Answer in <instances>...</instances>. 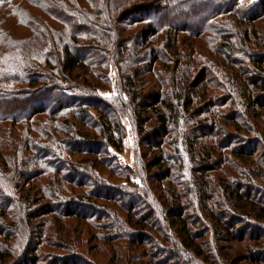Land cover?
<instances>
[{"label":"trees","instance_id":"1","mask_svg":"<svg viewBox=\"0 0 264 264\" xmlns=\"http://www.w3.org/2000/svg\"><path fill=\"white\" fill-rule=\"evenodd\" d=\"M85 1L86 5L80 0L0 2V10L2 7H13L21 13L20 24H0V158L7 159L1 162L2 166L7 164L8 158L9 162L14 160L10 158L13 154L9 155L11 143L15 151H31L32 156L25 160L36 164L40 163V160L45 165L57 164L55 175L58 177L55 178L61 176L63 180L75 184L77 173L81 168L87 169L83 165L90 163L91 157L105 154L102 151H108L110 148L124 153L127 134L119 113L125 103L117 101L114 104L100 96V84H91L88 81L96 76L102 81L100 75L90 71L91 67L108 71L110 66L114 65L123 85L131 94V103L137 104L133 110L140 123L144 119L143 112L146 113L145 118L146 115H149L147 117L150 119L156 117L157 126L146 136V139L153 140L151 144H146V147L153 153L147 167L150 170H158L155 173L158 181L167 180L173 166L166 156V138L178 128L183 113H189L193 109L195 89L205 84L207 77L212 82L221 79L220 83L225 85L223 89L230 90L236 99L242 98L241 103L247 108L244 114L250 112L252 121L261 124V119L264 118V37L259 36V27L255 21L264 17V0H158L159 3L151 4L156 6H150L152 11L142 14L146 17L138 21L141 28L125 38H121L118 26L120 20L115 17L127 15L129 12H125L135 7L128 6L133 0ZM157 13L160 14L153 18ZM94 16H98L102 21L98 20L96 24ZM162 29H167L166 47H171V55L172 51L176 53L175 45L171 46V43L182 33L205 42L215 36L223 39V42L214 40L219 46L217 51L209 53L207 60L203 62L199 69V78L189 81L192 74L188 73L184 75V80L179 81V76L175 74L180 86L175 95L171 90L165 91L162 82L141 97L140 89L143 91L151 84L147 75L152 74L157 62H162L161 54H158L154 43V38ZM23 30L28 31L27 35L17 36L16 33L24 32ZM172 34L174 38H171ZM210 55L220 56L219 62H215ZM53 58L61 63V70H55ZM171 58L168 67L171 66ZM219 65L227 70H220ZM192 66V69L197 67L196 64ZM78 70L84 71L82 76L80 73L74 76ZM177 71L179 68H175L176 73ZM167 80L164 79V82ZM15 85L19 87H14ZM208 101L204 99L205 107H201L210 110L214 99L211 97ZM237 103L239 105L238 101ZM151 111V114H147ZM41 115H47L51 122L41 120L40 124H36L34 121ZM220 115L222 114L213 109L208 112L205 117L208 120L205 121L207 123L211 119L215 121L219 118L227 127H235L238 131L243 129L239 122L229 120L228 115L218 117ZM69 116L79 119L84 125L88 124L86 121L90 119L89 123L99 125V134L86 132L82 127L76 128V124L68 119ZM59 118L65 119L63 125L66 127L64 131L67 132L62 138L55 132L60 130L57 124ZM44 122L49 123V127H44ZM7 123L8 129L3 127ZM142 125L139 126L140 132L145 134L147 130ZM206 127L205 124L204 128ZM244 129L248 132L247 135H259L253 125L251 130ZM230 151L240 163L249 166L247 171H251L237 172V176L245 179L249 175L261 176L264 173V167L250 161L254 154L249 150L231 148ZM81 153H86L87 158L79 160L77 164L72 157ZM208 157H211V154ZM66 158L70 159L68 164ZM80 161L86 163H79ZM92 164L93 168H97V161L93 160ZM65 166L67 173L63 175ZM97 183L96 189L88 194H79V200H74L73 203L94 211L92 207L86 206L95 204L91 202L94 199L112 200L111 196L103 192L104 189L108 190L109 186L104 187ZM221 187L225 191L226 201L228 200L227 207L235 215L228 213L225 207L221 212L223 215L209 216L216 217V222L222 231L226 232L224 239L235 242H260L263 236H259L254 230L245 229V225L250 228L252 224L244 216L254 217L258 222L264 221V201L253 199L241 192L239 184L233 185L230 180H223ZM141 191L146 192L145 189ZM226 201L219 202V205L225 204ZM57 212L49 200L29 215L33 223L39 217ZM35 213V218H31ZM98 213L102 211L98 210ZM67 215L80 216L73 210H67ZM167 217L169 222L165 230H160L163 235L161 237L173 248L171 254L167 255L176 253V256H158L156 259L160 261L159 264H180L184 259L181 253L187 255L189 264H219L204 248V243L200 242L204 238V234H201L203 224L199 222L202 220H195L192 215L187 214V208L180 196L174 198L172 204L167 207ZM129 218L132 219L131 215ZM145 220L146 216H143L138 222L143 224ZM238 227L240 228L237 229ZM170 229H175L180 241L166 240ZM220 250L221 254L225 253ZM11 256L9 248H0L1 263L6 264ZM38 257L40 258L37 246L29 247L20 259L11 264H39ZM248 257L251 258L247 259ZM243 259L251 263L264 262V246L260 247L257 254L252 252ZM241 261H235V264Z\"/></svg>","mask_w":264,"mask_h":264},{"label":"rangeland","instance_id":"2","mask_svg":"<svg viewBox=\"0 0 264 264\" xmlns=\"http://www.w3.org/2000/svg\"><path fill=\"white\" fill-rule=\"evenodd\" d=\"M80 1L87 4L85 0ZM156 3H159L158 0H133L128 6L135 7L126 11L125 14L129 12L127 15L116 16L115 18L120 20L118 26L122 34L121 38L135 34L141 28L138 21L146 17L142 14L152 11V7L156 6L151 4ZM122 12H124L123 8ZM159 14L157 13L153 18ZM190 16L194 15L190 14ZM93 18L96 24L98 20L102 21L98 19V16ZM4 22L20 24L21 13L13 7L10 9L2 7L0 24ZM255 24L259 27V36L263 38L264 17L255 21ZM27 32L16 34L22 37L27 35ZM167 35V29H162L154 38L162 62H157L152 74L147 75L151 84L143 91L140 89L141 97L149 93L153 86L162 82L164 90H171L175 95L180 88L177 76H179V81L184 80V75L188 73L192 74L189 81L199 78V69L203 62L207 60L209 53L217 51L219 46L214 40L223 42V39L215 36H211L205 42L200 38L182 33L175 42L171 43V46L175 45L176 52L172 51L171 55V47H166ZM171 38H174V34ZM210 57L215 62L220 60V56L210 55ZM169 58H171L170 67L167 66L170 63ZM53 60L55 70H61V63L57 62L56 58ZM193 64L197 65L196 69H192ZM175 68H179L177 73ZM219 69L227 70L221 65ZM90 71L101 76L102 81L97 76L88 80L91 84H100L98 93L101 97L114 104L117 101L125 103L119 113L127 134L125 151L118 153L116 149L110 148L108 151H102L105 154L91 157V162L83 165L89 170L81 168L76 175L77 181L71 184L63 180L61 176L55 178L57 164L45 165L42 160L36 164L25 160L32 156L31 151L26 150L23 153L19 150L15 151L10 143L9 155L13 154L10 158L14 160L9 162L8 158L7 164L2 166L1 162L7 159L6 157L0 158V248H9L12 253L6 264L16 262L29 247L36 246L40 256L38 257L39 264H159L160 261L156 259L159 258L158 256H176V253L172 256L167 255L171 254L173 248L171 244L163 240L160 230H165L169 222L167 207L172 204L174 198L177 199L179 196L187 208V214L192 215L195 220L198 218L202 220H198L203 224L201 234H204L200 242L204 243V248L211 254V257L218 260L217 263L235 264V261L242 260L238 264H264L263 261L262 263L247 261L251 257L243 259L252 252L257 254L260 247L264 246V221L258 222L254 217L244 216L252 224L250 228L245 225V229L256 231L260 234L259 236H263V239L258 243L257 241L235 242L224 239L226 232L222 231L216 222V217L209 216L211 214L223 215L221 212L225 210V207L228 213L235 215L227 207L228 200L226 201L225 191L221 187L223 180H230L233 185L239 184L238 188L241 192L253 199L264 201V173L261 172V176L249 175L245 179L237 176V172L247 171L249 166L240 163L230 151L231 148L249 150L254 154L250 161L264 167V118L261 119V124L253 122L250 112L244 114L247 108L241 103L242 98L237 97L236 99L235 94L230 90L223 89L225 85L220 83L221 79L212 82L207 77L205 84L208 86L203 83L195 89L193 109L189 113H183L178 128L166 138L164 148L173 166L170 177L161 182L155 176L158 170H150L147 167L153 153L146 147V144H151L153 139H146V136L157 126L156 117L150 119L147 117L149 115H146L145 118L146 113L143 112L144 119L140 123L133 110L137 104L131 103V94L123 85L122 78L114 65L110 66L108 71L96 67H91ZM82 72L84 71L78 70L74 76L78 73L82 76ZM164 79L168 80L164 82ZM79 81L83 83L82 79ZM211 97L214 102L210 110L204 109L203 100L210 101ZM198 106L200 109H196ZM213 109H216L218 114H222L218 117H222L223 114L228 115L229 120L234 119L239 122L243 129L238 131L235 127H227L219 118L215 121L211 119L206 123L205 120L208 118L205 117ZM151 113L152 111L147 114ZM68 119L76 124V128L82 127L84 131L91 134L100 132L99 125L89 123L90 119L85 125L73 116H69ZM41 120L51 122L47 115L39 116L34 122L40 124ZM146 120L147 123H145ZM63 121H65L64 118L57 120L60 130L55 131L61 138L67 135ZM8 125L9 123L4 124L3 127L8 129ZM140 125L147 130L145 134L140 132ZM252 125L258 131V136L252 135L253 133L247 135L248 132L244 128L251 130ZM43 126L49 127V123L44 122ZM209 154L211 157H208ZM83 158H87L86 153L75 154L72 160L78 164V161ZM93 160L98 162L97 168H93ZM68 161L70 159H67V164ZM83 162L85 161L79 163ZM66 170L67 166H65L63 175L67 173ZM96 183L104 187L109 186V189H104L103 192L111 196L112 200L96 201L94 199L91 202L95 204L86 205L92 207L94 211L80 207L76 202L73 203L74 200H79V194H88L96 189ZM142 189L146 192L141 191ZM49 200L58 212L39 217L32 223L29 214ZM223 200L226 203L219 205V202ZM67 210H73L80 216L69 217ZM98 210L102 213H98ZM35 215L36 213L31 218H35ZM130 215L132 219L129 218ZM143 216H146L145 223L140 224L138 220ZM169 231L170 239L167 237V241L178 239L175 229ZM220 249L229 256L225 253L221 254ZM181 255L184 259L179 263L189 264L187 255L184 253ZM0 264L5 263L0 262Z\"/></svg>","mask_w":264,"mask_h":264},{"label":"snow or ice","instance_id":"3","mask_svg":"<svg viewBox=\"0 0 264 264\" xmlns=\"http://www.w3.org/2000/svg\"><path fill=\"white\" fill-rule=\"evenodd\" d=\"M0 2H3V0H0Z\"/></svg>","mask_w":264,"mask_h":264}]
</instances>
